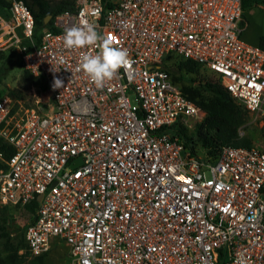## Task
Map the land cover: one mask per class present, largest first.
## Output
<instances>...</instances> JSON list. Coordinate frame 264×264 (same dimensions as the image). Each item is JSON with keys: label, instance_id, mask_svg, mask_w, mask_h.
<instances>
[{"label": "built area", "instance_id": "1", "mask_svg": "<svg viewBox=\"0 0 264 264\" xmlns=\"http://www.w3.org/2000/svg\"><path fill=\"white\" fill-rule=\"evenodd\" d=\"M73 4L38 41L22 0L1 18L48 99L24 107L0 95V204L37 202L24 227L29 255L62 241L68 264H264V144L225 146L214 160L192 154L172 126L192 127L204 111L162 67L172 55L196 61L264 120V49L242 38L241 0ZM85 21L129 54L99 90L78 70L99 46L63 45Z\"/></svg>", "mask_w": 264, "mask_h": 264}, {"label": "trees", "instance_id": "2", "mask_svg": "<svg viewBox=\"0 0 264 264\" xmlns=\"http://www.w3.org/2000/svg\"><path fill=\"white\" fill-rule=\"evenodd\" d=\"M30 9L34 18V32L33 37L38 41L42 29L50 28L57 30L53 21L55 15L58 13L69 10H74L73 0H58L55 2L48 0H22ZM11 0H0V12L7 11L10 6ZM242 4V22L244 24V9L251 4H261L264 6V0H241ZM50 15L49 20L44 23V18ZM21 44L27 43V39L21 36ZM258 45L264 49V35L259 37ZM13 65L22 66L20 53L14 52ZM170 58H175L179 68L185 72H195L198 67H201L196 61L185 59L176 55L168 56L164 62ZM2 59V53L0 52V60ZM163 62V63H164ZM163 67V66H162ZM170 75L171 79L178 83L182 90L187 93L188 97L198 105L203 111L204 116L200 121L195 122L192 127L176 122L173 127V134H177L184 146L191 150V153L201 158L214 160L218 157L221 149L225 146H251L253 142L250 137L245 135L244 131L239 134L240 125L246 120L248 111L246 108L238 102L220 83L218 77L215 75L214 79L207 78L197 87L185 88L175 78L172 77L170 71L163 67ZM6 66H0V83L7 75ZM24 80H29L30 84L37 88H43L42 79L39 76L32 74L30 71L24 69ZM208 70V69H207ZM210 71V70H209ZM211 72V71H210ZM40 83H37V82ZM37 83V84H36ZM16 94V98L20 97V93L16 90L13 91ZM14 97V96H12ZM15 98V97H14ZM241 130V129H240ZM197 147L201 148L198 151ZM11 153V151H10ZM2 208L7 210L8 205H1ZM13 207H22L31 214L29 221L33 219L36 213L37 202L25 204L23 206L15 205ZM28 221V222H29ZM6 232L0 224V237L5 236ZM10 243L6 245L7 250L4 255L0 254V264H23L21 261L29 255L27 245L24 239V230L21 236L17 238L15 242L10 240V236L6 235ZM61 242L55 241L54 243ZM52 246V245H51ZM51 248V247H50ZM22 249V253L18 254V251ZM46 253L39 256H32L29 260V264H40Z\"/></svg>", "mask_w": 264, "mask_h": 264}, {"label": "rangeland", "instance_id": "3", "mask_svg": "<svg viewBox=\"0 0 264 264\" xmlns=\"http://www.w3.org/2000/svg\"><path fill=\"white\" fill-rule=\"evenodd\" d=\"M48 1H58V0H48ZM261 5V4H260ZM264 6H259L257 4L248 5L244 9V23L242 30V38L246 36L256 37L264 35ZM7 13L5 11L0 12V52L2 53V59L0 60V66L4 65L7 70V75L0 83V95L9 94L14 96L15 99L19 100L21 105L24 107L34 106V101L36 99H43L47 101V96L45 92L41 89L35 88L36 95H33L32 86L29 80H24V68L22 66L13 65L15 58L14 52H18L15 44L9 41V38L5 35L3 30V22L1 20L6 18ZM19 38L21 36L18 33ZM162 66L168 69L173 78H175L181 85L185 88L197 87L199 83L207 78L214 79L215 75L204 67H198L195 72H185L179 68V65L175 58H170L162 63ZM37 83H40L39 81ZM36 83V84H37ZM18 91L21 95L16 98V94L13 91ZM130 101L135 103V98L133 95L130 97ZM194 121H188L192 125ZM241 131H244L245 135L250 137L253 144L258 146H263L264 144V120L261 118H254V116L248 114L246 120L239 126ZM198 151H201L200 147H197ZM3 204H0V224L6 235L10 236V240L15 242L19 235L23 233L24 227L31 218V214L27 212L22 207H13L8 205L7 210L2 208ZM5 236L0 237V254L4 255L6 253V245L10 243L8 238ZM23 251L20 249L18 254ZM32 256L26 255V258L21 261L23 264H29V260ZM70 261V254L68 247L65 243L57 242L52 244L51 248L45 255L40 264H68Z\"/></svg>", "mask_w": 264, "mask_h": 264}, {"label": "clouds", "instance_id": "4", "mask_svg": "<svg viewBox=\"0 0 264 264\" xmlns=\"http://www.w3.org/2000/svg\"><path fill=\"white\" fill-rule=\"evenodd\" d=\"M62 40L66 49L99 46L98 53H86L81 56L78 68L98 90L112 81L120 68L130 63L128 52L104 38L94 22L85 21L81 25L68 28ZM62 83L60 79H54L53 88L62 87Z\"/></svg>", "mask_w": 264, "mask_h": 264}, {"label": "crops", "instance_id": "5", "mask_svg": "<svg viewBox=\"0 0 264 264\" xmlns=\"http://www.w3.org/2000/svg\"><path fill=\"white\" fill-rule=\"evenodd\" d=\"M259 6L262 7V5L260 4H257ZM264 8V7H263ZM245 19V18H244ZM261 36V34L259 36H256V37H250V36H246V37H243L247 42H250V43H253V44H258V41H259V37Z\"/></svg>", "mask_w": 264, "mask_h": 264}, {"label": "water", "instance_id": "6", "mask_svg": "<svg viewBox=\"0 0 264 264\" xmlns=\"http://www.w3.org/2000/svg\"><path fill=\"white\" fill-rule=\"evenodd\" d=\"M50 18V15H47L45 18H44V23H46ZM81 163V158L80 157H77L74 159L73 163H72V166L75 167L77 165H79ZM40 198V195L37 196V199Z\"/></svg>", "mask_w": 264, "mask_h": 264}]
</instances>
